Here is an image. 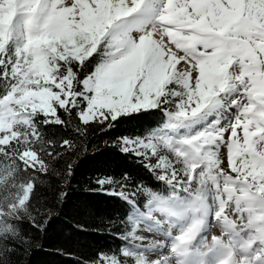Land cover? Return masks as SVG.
<instances>
[{
    "label": "snow or ice",
    "instance_id": "obj_1",
    "mask_svg": "<svg viewBox=\"0 0 264 264\" xmlns=\"http://www.w3.org/2000/svg\"><path fill=\"white\" fill-rule=\"evenodd\" d=\"M38 253L264 264V0H0V264Z\"/></svg>",
    "mask_w": 264,
    "mask_h": 264
},
{
    "label": "trees",
    "instance_id": "obj_2",
    "mask_svg": "<svg viewBox=\"0 0 264 264\" xmlns=\"http://www.w3.org/2000/svg\"><path fill=\"white\" fill-rule=\"evenodd\" d=\"M157 117L147 116L143 119L142 122H132V124L125 125V127L132 128L135 125L137 128L141 126V123L144 126H148L149 124L154 123ZM99 142V141H96ZM103 151V149H101ZM118 161L114 157H110L109 155L105 156H97L96 158H87L83 160V163L80 167V175L78 176V181L81 182L80 188L74 193V200L77 202L85 201L91 199V194L88 193L84 186L83 180L88 175L93 174V171L97 168L102 171H109L113 168H116ZM75 183V182H74ZM95 237L85 236L81 239L78 245H74L79 251H83L85 253L89 252L90 249L88 247L90 241H95ZM101 243H106L105 241H100ZM110 243V242H109ZM57 260V264H72V258L64 257V258H54L46 255L45 253H38L34 258V264H49L52 260Z\"/></svg>",
    "mask_w": 264,
    "mask_h": 264
}]
</instances>
